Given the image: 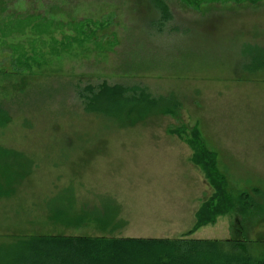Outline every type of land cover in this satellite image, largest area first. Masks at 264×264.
<instances>
[{"label": "rangeland", "instance_id": "1", "mask_svg": "<svg viewBox=\"0 0 264 264\" xmlns=\"http://www.w3.org/2000/svg\"><path fill=\"white\" fill-rule=\"evenodd\" d=\"M166 1L163 33L149 0H13L0 11L7 24L28 17L23 33L0 31V146L32 164L0 200V259L20 236H186L217 192L212 162L194 161L196 128L227 190L264 204V0ZM103 83L173 95L181 110L125 126L87 110L80 94ZM85 206L121 228L92 218L76 228ZM228 211L188 238L247 240L262 258L264 214Z\"/></svg>", "mask_w": 264, "mask_h": 264}, {"label": "trees", "instance_id": "2", "mask_svg": "<svg viewBox=\"0 0 264 264\" xmlns=\"http://www.w3.org/2000/svg\"><path fill=\"white\" fill-rule=\"evenodd\" d=\"M12 1L0 0V11H5ZM149 2L159 16L154 25L159 33H163L173 19L171 8L166 0ZM10 19L9 24L6 23L7 18L0 19L5 22L0 31L7 36L23 33L27 27L25 21L28 17L13 20L11 23L15 22L16 25L11 30ZM40 25L41 23L36 26ZM254 66L258 67V64ZM80 96L85 99L87 110L106 117L111 116L125 126H133L157 115L178 117L181 110L180 102L173 95L168 98L157 97L138 86L125 87L103 83L96 87L89 86ZM3 116L5 118H2ZM6 116L0 109V127L8 122ZM194 138L195 142L192 144L196 150L194 161L201 166L204 165L203 160L212 162L207 166L208 175L211 180L214 178L212 184L216 186L217 192L199 212L195 227L186 236L173 240L89 235L20 236L5 250L0 264H264V256L255 259L249 254L247 240L220 242L188 238L198 229L213 224L226 209L228 212L235 211L246 222L264 214V204H258L252 194L243 192L235 198L227 190V183L215 166L217 157L206 150L197 128ZM31 172L32 164L25 155L0 146V200L14 195L17 187L31 175ZM54 209L52 218L58 222H62L64 215L70 210L68 208L69 210L64 212L63 206ZM82 210L83 217L79 219L76 228L84 225V218H92L103 232H114L121 228L117 216L112 212L103 215L100 209L92 210L86 206ZM224 246H227L228 250H224Z\"/></svg>", "mask_w": 264, "mask_h": 264}]
</instances>
